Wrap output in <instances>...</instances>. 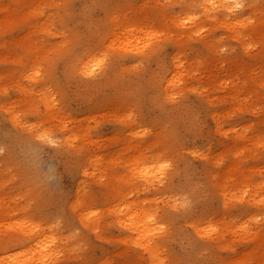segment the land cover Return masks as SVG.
<instances>
[{
  "label": "rangeland",
  "instance_id": "1",
  "mask_svg": "<svg viewBox=\"0 0 264 264\" xmlns=\"http://www.w3.org/2000/svg\"><path fill=\"white\" fill-rule=\"evenodd\" d=\"M201 1L0 0V264H264V0Z\"/></svg>",
  "mask_w": 264,
  "mask_h": 264
},
{
  "label": "bare ground",
  "instance_id": "2",
  "mask_svg": "<svg viewBox=\"0 0 264 264\" xmlns=\"http://www.w3.org/2000/svg\"><path fill=\"white\" fill-rule=\"evenodd\" d=\"M244 2H245V0H202L201 2H199V5H200V8L198 9V10H194V12L192 13V15H191V17L190 18H188V20H189V22L191 21V23H193V24H195V25H198V20L196 19V18H199V17H203V15L204 16H206L208 19L210 18H212V19H218V15L217 14H219V16H220V14H224L225 16H228V15H231L234 11H236V10H239V9H242V7H243V5H244ZM192 6V5H191ZM196 8V6H192V11H193V9H195ZM224 17V16H223ZM227 21V20H226ZM235 21H238V20H235ZM229 22H230V20H229ZM239 22H241V21H239ZM200 23V22H199ZM218 23V22H217ZM223 23V22H222ZM231 23V22H230ZM230 23H228V24H230ZM232 23H233V21H232ZM238 24V23H237ZM232 24H230V26H231ZM234 25V24H233ZM233 28V27H232ZM236 28V27H235ZM129 31V30H128ZM113 32H115V31H113ZM116 33V32H115ZM125 33H126V31H125ZM121 60V59H120ZM89 68L86 66V63L85 64H83L81 67H80V72L84 75V74H88L89 73ZM28 76H32V75H28ZM39 77V76H38ZM34 82H38V80H34ZM36 84V83H35ZM34 84V85H35ZM36 86V85H35ZM40 87V86H39ZM40 89H41V87H40ZM43 92V97L42 98H39L38 97V99L39 100H43V98H44V95H45V91H42ZM34 93V92H33ZM40 95V94H39ZM37 95H35V96H31V97H29V102H27L28 103V106L29 107H32V106H34L36 103H37V97H36ZM41 136V135H40ZM46 136H48V137H50L51 138V136L50 135H46ZM30 137H31V135H30ZM22 138V137H21ZM33 139V138H32ZM46 139V138H45ZM37 141V140H36ZM37 142H39V141H37ZM44 144V143H43ZM22 146V145H21ZM34 146V145H33ZM47 148V147H46ZM28 155H30V154H28ZM27 155V156H28ZM45 156V155H44ZM19 157V156H18ZM21 160H22V158H21ZM35 162V161H34ZM54 165V164H53ZM37 167H38V165H37ZM44 167H46V164H45V166ZM146 169H148V168H144V169H142L143 171V173H145L146 171ZM29 171V170H28ZM141 171V170H140ZM141 172V173H142ZM151 172H152V170H151ZM150 172H148V174H149ZM41 174V173H40ZM147 174V175H148ZM150 174H152V173H150ZM154 174V173H153ZM51 175V174H50ZM35 177V176H34ZM37 178V177H36ZM147 178H149V177H144V179H146V181H145V183H148V184H151V185H153L154 183L152 182H149L151 179H147ZM161 178V177H160ZM52 180V179H51ZM38 183V182H37ZM125 209H127L128 211L127 212H129L130 213V211H132L133 209H130V207H129V205H126L125 206ZM124 209H120V211L119 212H122ZM135 212L136 211H134L133 212V214L132 213H130V216H131V214L133 215V216H128L129 217V219H128V217H127V219L128 220H130L129 222H127V223H124L123 221H120V225L123 227V228H125L126 230H132L133 232H136L137 231V238H136V241H137V243H140V242H142L141 241V237L140 236H144V239L143 240H145L146 239V236H147V234H149L150 235V233H151V231H152V227H149V225H150V223H152L153 221H154V215L153 214H148V213H146V217H144V216H142L141 215V213H138V212H136V214H135ZM147 212V211H146ZM129 213H128V215H129ZM135 214V215H134ZM124 219V221H127V220H125L126 218H122V220ZM149 227V228H148ZM155 228V227H154ZM205 231H208V230H205ZM147 238H149V236L147 237ZM145 247H150V249H152V250H155V248L150 244V243H148V242H146V246ZM156 251V250H155ZM17 260V256L14 258V262H12V263H14L15 264V261Z\"/></svg>",
  "mask_w": 264,
  "mask_h": 264
}]
</instances>
